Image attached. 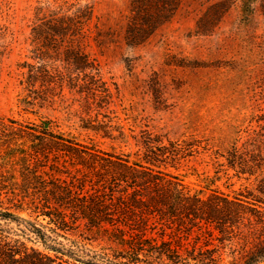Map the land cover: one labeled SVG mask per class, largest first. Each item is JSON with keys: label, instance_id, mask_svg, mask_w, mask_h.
<instances>
[{"label": "rangeland", "instance_id": "rangeland-1", "mask_svg": "<svg viewBox=\"0 0 264 264\" xmlns=\"http://www.w3.org/2000/svg\"><path fill=\"white\" fill-rule=\"evenodd\" d=\"M134 13L0 0V222L54 264H244L264 241V0H181L157 25ZM149 147L169 156L159 183L104 181ZM176 186L199 213L150 211Z\"/></svg>", "mask_w": 264, "mask_h": 264}, {"label": "trees", "instance_id": "trees-1", "mask_svg": "<svg viewBox=\"0 0 264 264\" xmlns=\"http://www.w3.org/2000/svg\"><path fill=\"white\" fill-rule=\"evenodd\" d=\"M181 0H133V10L135 19L145 22L150 25H157L168 20L176 11ZM86 11H89V6H86ZM68 63L77 64L79 69L89 70V75L94 80L93 88L98 90L100 87L101 78L96 73H92L96 67L93 62L84 54H78L74 57L66 58ZM103 83V82H102ZM107 89V88H106ZM93 93L96 94L95 91ZM50 136L54 140L57 137L51 130L46 128L40 138ZM57 143V142H56ZM65 151L72 153L73 149L78 146L74 143H62ZM42 154L46 151L41 152ZM236 153L230 154L228 159L230 162H236ZM169 156L166 154L157 153L154 148H148L144 153L143 161H133L129 159L120 158L113 162L114 173H111L105 180H111L110 183H127L128 186L147 185L150 182L159 183L157 179L162 176L163 171L158 168L155 169L162 162L168 161ZM172 158V157H171ZM158 172V174H157ZM241 172H245L244 170ZM252 173V172H251ZM172 176H175L172 174ZM177 177V176H175ZM161 186H164L161 184ZM174 192L170 194H163L159 196L157 204L150 208V211L156 212L162 216L170 217L174 212L188 211L189 213L197 214L201 210L199 207H193V201L204 202V199L198 193L192 194L191 190H181L179 187H173ZM259 191L264 194V177L260 180ZM163 197V198H162ZM205 213V212H204ZM4 217L9 216V212L1 213ZM64 221V220H63ZM244 264H264V241L251 250L245 258ZM0 264H54V259L48 253L39 248L29 245L25 240L15 236V233L10 227L5 226L0 222Z\"/></svg>", "mask_w": 264, "mask_h": 264}]
</instances>
